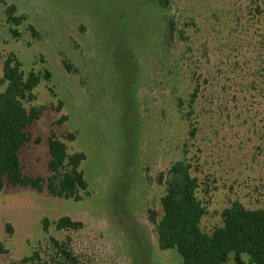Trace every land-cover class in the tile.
<instances>
[{
  "label": "rangeland",
  "instance_id": "obj_1",
  "mask_svg": "<svg viewBox=\"0 0 264 264\" xmlns=\"http://www.w3.org/2000/svg\"><path fill=\"white\" fill-rule=\"evenodd\" d=\"M11 5L22 19L18 27L7 21ZM259 6L251 0H169L167 8L160 0H0V93L9 57L25 77L34 72L41 79L25 104L44 110L27 130L25 172L50 176L54 131L69 154L86 155L81 171L88 184L81 201L6 186L0 264H49L52 239L67 243L79 264H182L176 250L159 248L148 219L150 211L162 215L168 171L179 161L191 165L198 181L206 234L224 225L223 212L234 202L264 210ZM62 217L83 228L58 230ZM35 253L41 260L24 262ZM234 263L232 254L226 264Z\"/></svg>",
  "mask_w": 264,
  "mask_h": 264
},
{
  "label": "trees",
  "instance_id": "obj_2",
  "mask_svg": "<svg viewBox=\"0 0 264 264\" xmlns=\"http://www.w3.org/2000/svg\"><path fill=\"white\" fill-rule=\"evenodd\" d=\"M261 2L264 10V0ZM160 5L167 8L169 0H160ZM15 5L5 10L7 21L14 27L22 24L16 15ZM15 37L17 28L12 29ZM169 39L176 34L175 24L168 27ZM50 74L47 73L49 78ZM5 90L0 93V196L6 186L31 187L40 192L48 190L57 198L81 201L82 192L88 190V184L81 171L86 160L84 153L69 154L66 144L51 131L48 139L50 161L47 178L29 176L25 172L21 153L32 138L28 128L43 115L42 108L28 109L26 102L34 100L33 91L41 79L32 72L27 77L21 70V64L15 57H9L3 67ZM70 141L75 135L69 134ZM38 141V140H37ZM166 194L162 199L163 213L149 212V221L157 234L158 246L162 251L176 250L182 264H226L234 254V264H264V210L247 209L240 202L223 212L224 225L211 235L201 228V221L206 210L197 197L198 181L192 176L191 165L179 161L172 165L165 181ZM58 230H79L83 223L62 217L57 223ZM55 252L49 264H79L78 258L65 242L52 239ZM243 255L249 256L247 263ZM41 260L39 253L24 262Z\"/></svg>",
  "mask_w": 264,
  "mask_h": 264
}]
</instances>
